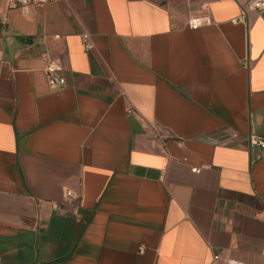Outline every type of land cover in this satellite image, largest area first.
<instances>
[{"label":"crops","instance_id":"1","mask_svg":"<svg viewBox=\"0 0 264 264\" xmlns=\"http://www.w3.org/2000/svg\"><path fill=\"white\" fill-rule=\"evenodd\" d=\"M243 1L0 0V264H264V19Z\"/></svg>","mask_w":264,"mask_h":264},{"label":"built area","instance_id":"2","mask_svg":"<svg viewBox=\"0 0 264 264\" xmlns=\"http://www.w3.org/2000/svg\"><path fill=\"white\" fill-rule=\"evenodd\" d=\"M7 9H19L23 13H27L29 8L33 5H44L50 0H3ZM241 5L245 9L255 10L263 15L264 19V0H244ZM242 12L239 17L233 19V21H241ZM212 23L211 17L207 14L200 15H190L187 26L190 29H197L203 25H210ZM83 47L85 50H90L92 48V42L88 34L82 35ZM46 82L47 87L50 91H59L63 89L66 85L65 77L63 76V67L58 61L49 60L45 67ZM249 145L255 148H264V138L257 136L254 133L249 135ZM194 172L199 171V169L192 168ZM66 197H72L73 193L69 190L65 191ZM226 264H246L234 259H227Z\"/></svg>","mask_w":264,"mask_h":264}]
</instances>
